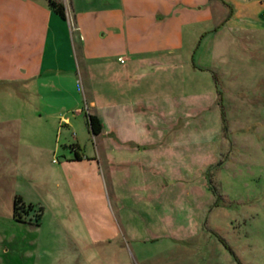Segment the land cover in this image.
Listing matches in <instances>:
<instances>
[{"label": "rangeland", "instance_id": "1", "mask_svg": "<svg viewBox=\"0 0 264 264\" xmlns=\"http://www.w3.org/2000/svg\"><path fill=\"white\" fill-rule=\"evenodd\" d=\"M197 27H182L183 93L109 108L98 135L81 65L24 90L19 30L0 33V264H264L263 34Z\"/></svg>", "mask_w": 264, "mask_h": 264}, {"label": "crops", "instance_id": "2", "mask_svg": "<svg viewBox=\"0 0 264 264\" xmlns=\"http://www.w3.org/2000/svg\"><path fill=\"white\" fill-rule=\"evenodd\" d=\"M68 1L71 7L62 19L48 0H0V33L13 26L19 30L21 41L14 56L24 90L37 87L39 81L61 80L73 63L78 70L81 65L83 91L99 120L109 108L166 101L183 93L179 80L182 65L188 66V52L183 48L182 27L198 26L196 30L212 41L222 27L246 20L247 30L264 38V23L259 26L264 0H257L253 14L245 7L237 12L225 0H102L112 3L86 8H79L77 0ZM13 47L12 42L9 49ZM4 68L9 72L5 80H14L11 67Z\"/></svg>", "mask_w": 264, "mask_h": 264}, {"label": "trees", "instance_id": "3", "mask_svg": "<svg viewBox=\"0 0 264 264\" xmlns=\"http://www.w3.org/2000/svg\"><path fill=\"white\" fill-rule=\"evenodd\" d=\"M48 5L55 14H57L62 19L64 18V10H63V6L61 3L55 2L54 0H48ZM221 116L222 115L220 114V117ZM86 117H87V125H88L90 133L92 135H98L101 129L99 119L94 114H86ZM221 120H222V117H221ZM131 147H137L141 149L145 148V146H137L133 144H131ZM16 204H19L20 207H22L21 199L19 196H15L13 198V201H12L13 208H15ZM28 207H30V205H28ZM13 216H15V214H13Z\"/></svg>", "mask_w": 264, "mask_h": 264}, {"label": "built area", "instance_id": "4", "mask_svg": "<svg viewBox=\"0 0 264 264\" xmlns=\"http://www.w3.org/2000/svg\"><path fill=\"white\" fill-rule=\"evenodd\" d=\"M122 60H120V62H121Z\"/></svg>", "mask_w": 264, "mask_h": 264}]
</instances>
